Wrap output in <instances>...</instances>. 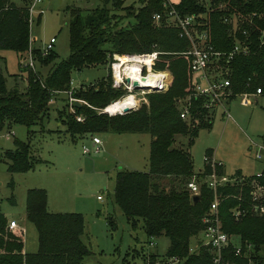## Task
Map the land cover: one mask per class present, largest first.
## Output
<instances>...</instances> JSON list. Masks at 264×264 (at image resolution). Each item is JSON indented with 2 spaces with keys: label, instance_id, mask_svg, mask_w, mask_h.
<instances>
[{
  "label": "trees",
  "instance_id": "1",
  "mask_svg": "<svg viewBox=\"0 0 264 264\" xmlns=\"http://www.w3.org/2000/svg\"><path fill=\"white\" fill-rule=\"evenodd\" d=\"M102 0L100 5L84 11L79 7L69 9L68 53L64 58L52 60V49L45 57L38 56L31 46L36 61L50 66L41 77L34 68L25 70L26 85L23 90L7 88L0 72V128L21 123L29 128L41 121L47 111L54 90L70 88L73 69L106 63L108 52H133L157 49L160 52L153 63L154 68H166L170 72L167 88L145 94L147 102L122 113L107 114L98 111L111 99L122 93L120 88L110 86L109 72L96 84H80L72 87L71 95L82 102L72 103L69 110L64 98L62 106L56 107L60 122L69 140L85 133L96 132H146L150 136L147 169L120 168L115 173L112 201L121 210L131 226L141 220L147 241L150 237L166 236L168 243L163 253L165 262L175 256L173 264H211L209 252L198 246L188 251L190 238L201 227V216L207 210L211 192L203 184L195 202L191 201L184 182L196 169L188 149L173 146L174 136H188L190 143L198 129L207 128L211 117L200 105L202 96L191 97L189 117H179V100L190 89L191 72L189 56L184 50L188 41L177 35L176 29L154 25L150 15L162 9L161 0ZM213 7L206 9L197 0H179L176 6L183 12H197L206 22L209 41L216 49H228L232 37L222 22V13L236 10L240 13L255 12L253 22L257 29H264V0H210ZM223 3L224 7L217 6ZM26 4L13 0H0V48L11 49L19 55L29 45V22ZM84 12V13H83ZM132 17V22L123 19ZM258 31L251 33L250 51L235 54L229 61L228 75L233 91L250 90L255 85L264 87V41L258 39ZM107 42L109 49L102 47ZM79 115L80 119L75 116ZM197 118V122H194ZM14 147L4 151L9 159L7 170L25 171L33 168L38 160L31 155L25 141L13 139ZM210 153V149L204 151ZM217 167V171H221ZM235 174H240L236 170ZM160 176H173L182 181V187L160 186ZM264 187V172L258 177ZM12 202V197L9 198ZM249 194L246 185L226 184L221 187L217 212L224 231L237 235L241 243H249L258 260L264 257V213L250 211L234 218L232 208H247ZM25 219L36 231L37 246L34 251H23V232L20 228L7 227L6 218L0 211V264H85L83 258L90 253L81 240L84 216L76 211H49L46 208V192L43 187H28L24 195ZM108 217V216H107ZM111 227V221L107 218ZM228 258L242 259L227 253ZM154 253H148L145 264H154ZM125 264L124 261L121 262ZM171 264V263H166Z\"/></svg>",
  "mask_w": 264,
  "mask_h": 264
},
{
  "label": "rangeland",
  "instance_id": "2",
  "mask_svg": "<svg viewBox=\"0 0 264 264\" xmlns=\"http://www.w3.org/2000/svg\"><path fill=\"white\" fill-rule=\"evenodd\" d=\"M13 1L15 4L26 5L29 2ZM130 1L132 0H125V3ZM133 1L137 5L136 0ZM101 2L102 0H41L36 6L41 11L34 10L30 14L29 44L38 48L50 36H54L51 49L56 56L52 60L64 58L68 53L69 9L79 7L84 11L100 5ZM126 20L132 22V17L123 19V23ZM102 47L109 49L110 45L104 42ZM36 54L40 57L47 55L39 54L38 50ZM18 59L15 51L0 48V72L5 78V86L23 90L26 75L25 70L19 66ZM35 62V68L43 77L50 63ZM107 74V62L73 69L70 73V86L96 84L99 79L106 78ZM138 96L144 97L139 100V104L147 102L145 94ZM64 98V93L55 95L41 121L29 128L21 123L0 128V211L22 219L26 188L43 187L48 193V209H74L83 214L84 232L81 240L90 250L83 258L85 264H122V261L125 264H145L150 252L155 255L154 264L170 263L165 262L163 257L168 243L167 237L159 235L150 237L147 241L140 226L141 221L131 227L111 196L118 169H147L149 134L102 131L85 133L73 141L69 140L55 109L65 103ZM224 107L230 114L229 118L225 119L221 106H218L212 113L210 126L198 129L190 143L188 136L176 134L172 144L188 149L194 169L202 167L204 151L210 149L214 158L221 162L225 174H234L236 170L245 175L251 174L258 170L259 163L251 155L248 138L257 139L264 135V111L258 106L243 105L238 98L226 101ZM193 121L197 122V118ZM92 135L100 140L97 149L92 144ZM14 138L25 141L31 155L38 158L33 168L25 171L7 170L9 159L5 157L4 151L14 147ZM83 146L89 150L82 152ZM157 180L165 189L171 185L179 188L183 186V180L173 176H160ZM37 184L39 185L35 186ZM60 202L63 203L59 204ZM105 217L111 220V227L106 223ZM25 223L29 248L36 233L32 223ZM194 240L195 237L192 236L191 246L194 245Z\"/></svg>",
  "mask_w": 264,
  "mask_h": 264
},
{
  "label": "built area",
  "instance_id": "3",
  "mask_svg": "<svg viewBox=\"0 0 264 264\" xmlns=\"http://www.w3.org/2000/svg\"><path fill=\"white\" fill-rule=\"evenodd\" d=\"M41 0H29L27 4L28 22L30 14L35 10L41 11L36 6ZM177 1L161 0L162 9L153 11L150 15L151 22L154 25L170 26L176 29L179 37L185 38L188 45L180 53L189 56V69L191 72L189 92L179 100V117L187 119L190 115L191 97L202 96L200 104L206 114L212 116L216 107L221 106L222 115L225 119L230 117L228 110L224 107V103L232 98H238L239 103L248 106H258L264 111V87L255 85L250 90L233 91L229 82V61L235 54L245 55L250 51V35L258 31V39L264 41V29H257L253 22L255 12L240 13L230 10L222 13L220 18L227 25V31L232 37L231 46L228 49H216L209 41V34L206 27V21L200 17L197 12H183L176 3ZM205 6L206 9L213 7L210 0H197ZM217 6L224 7L223 3ZM54 36H50L46 42L38 47L41 55L48 53L52 48ZM160 51L151 49L149 51H133V52H108V72L110 75V86L112 88H120L122 93L116 98L111 99L106 105L100 107L98 111L107 114L122 113L121 109L107 110L117 100L124 99L129 96L130 99L126 106L134 109L139 106L141 98L138 94H146L150 91H163L167 88L170 76L166 68H154L153 63ZM36 58L29 44L27 49L19 55L18 63L21 67H29L34 70ZM151 76V79H147ZM136 82V87L133 85ZM72 87L66 90H54L58 95L64 93L69 110H73L72 103L74 101L82 102L71 95ZM138 96V97H137ZM53 101V98H50ZM125 107V106H124ZM80 119L79 115L75 116ZM94 149L100 142L96 135L91 136ZM248 148L254 160L259 163L257 171L245 174L224 173L222 164L216 160L213 154L205 153L202 156V167L196 169L184 182L189 197L192 194H199L202 184L211 192V200L207 210L201 216V227L194 235L195 243L188 246V251H195L198 246L205 248L209 252L211 264H264V257L258 260V252H255L249 243H241L238 236L224 231L221 227L220 218L217 212V203L221 194V187L226 184L246 185L249 194V202L247 208H232L231 213L234 218L245 212L256 214L264 213V187L258 182V177L264 172V135L257 139L248 138ZM86 146L81 148L82 152H87ZM217 167H221V171H217ZM97 197H100L97 195ZM7 227L20 228L14 219H9L6 223ZM22 230V229H21ZM149 243H152L149 241ZM227 253H231L242 259L241 262L230 260ZM177 258L172 256L168 258V262L175 263Z\"/></svg>",
  "mask_w": 264,
  "mask_h": 264
},
{
  "label": "crops",
  "instance_id": "4",
  "mask_svg": "<svg viewBox=\"0 0 264 264\" xmlns=\"http://www.w3.org/2000/svg\"><path fill=\"white\" fill-rule=\"evenodd\" d=\"M149 140H150V138H149ZM100 141V140H99ZM54 184V183H53ZM39 184H37V185H35V186H38ZM45 189V188H44ZM45 192H46V208H47V210H49V211H52V210H50V209H48V193H47V191H46V189H45ZM53 203H55V201H53ZM63 203V202H62ZM61 202L59 203V204H62ZM55 211H58V210H55ZM70 211H75L74 209L73 210H70ZM76 212H80V211H76ZM3 213V215L5 216V218H6V221H8L9 219H14L15 220V222H17V224L21 227V229H22V232H23V239H22V243H23V246H22V248H23V251H34L35 249H36V246H37V240H36V236H34V240H35V243H34V240H33V243L31 242V244L29 243V248H27V241H26V232H27V228H26V223H25V221H27L26 219H25V212H24V216H23V218L22 219H16L15 217H12V216H10V214L9 213H6V212H2ZM81 213V212H80ZM110 216V215H109ZM106 218V217H105ZM25 219V220H24ZM126 219V218H125ZM126 221H127V219H126ZM139 221V219L138 220H136V222H135V225L134 226H131V227H135L136 225H137V222ZM141 221V220H140ZM128 223H129V221H127ZM106 223H107V219H106ZM130 224V223H129ZM140 226H141V224H140ZM83 232H84V230H83ZM35 233H36V231H35ZM83 234V233H82ZM81 234V235H82Z\"/></svg>",
  "mask_w": 264,
  "mask_h": 264
},
{
  "label": "bare ground",
  "instance_id": "5",
  "mask_svg": "<svg viewBox=\"0 0 264 264\" xmlns=\"http://www.w3.org/2000/svg\"><path fill=\"white\" fill-rule=\"evenodd\" d=\"M152 77L149 76L147 79H151ZM130 97L127 96L125 97L124 99H121V100H117L115 101V103H113L112 105H109L107 107V110H113V109H121L123 108L124 106H126L127 102L129 101Z\"/></svg>",
  "mask_w": 264,
  "mask_h": 264
},
{
  "label": "water",
  "instance_id": "6",
  "mask_svg": "<svg viewBox=\"0 0 264 264\" xmlns=\"http://www.w3.org/2000/svg\"><path fill=\"white\" fill-rule=\"evenodd\" d=\"M132 83H133V85H134L135 87L137 86L135 81H133ZM75 103H76V104H79V102H78L77 100L75 101ZM127 110H128V107H127V106H125V107L122 108V111H123V112H125V111H127ZM198 197H199L198 194H192V195L190 196L192 202H195V201L198 199Z\"/></svg>",
  "mask_w": 264,
  "mask_h": 264
}]
</instances>
